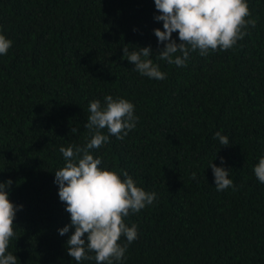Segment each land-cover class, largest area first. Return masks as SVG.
<instances>
[{
  "label": "trees",
  "instance_id": "1",
  "mask_svg": "<svg viewBox=\"0 0 264 264\" xmlns=\"http://www.w3.org/2000/svg\"><path fill=\"white\" fill-rule=\"evenodd\" d=\"M246 2L257 23L242 40L177 67L156 59L154 0H0V34L12 41L0 55V182L13 181L9 199L23 206L7 249L17 264H76L66 248L74 228L58 232L70 214L54 172L61 147L90 140L89 102L107 95L139 119L122 140L101 130L109 140L91 154L157 194L125 218L138 238L120 264H264V184L253 171L264 157V0ZM124 45L151 46L166 78L136 72ZM210 162L234 187L216 190Z\"/></svg>",
  "mask_w": 264,
  "mask_h": 264
},
{
  "label": "clouds",
  "instance_id": "2",
  "mask_svg": "<svg viewBox=\"0 0 264 264\" xmlns=\"http://www.w3.org/2000/svg\"><path fill=\"white\" fill-rule=\"evenodd\" d=\"M160 13L154 16L163 22V30L154 29L158 44H163L155 56L177 67H186L190 52L199 51L207 56L210 51H226L233 48L247 35L246 29L256 26L246 0H154ZM178 33V40L173 38ZM12 41L0 34V55H6ZM123 57L134 65V70L150 79L164 80L166 74L153 62L151 46L137 47L129 51L123 47ZM87 122L84 127L91 136L84 145H69L59 149L64 166L54 172V183L58 185L59 200L66 205L70 224L58 229L64 236L70 228L74 232L66 242L67 254L76 264L84 260H95L96 264H120L126 259L128 245L138 238L137 226L129 227L125 218L130 213H139L157 200L155 192H146L136 186L133 178L123 172V179L116 172L101 168L102 159L94 157L90 150L100 149L109 140V135L124 139L136 127L138 117L134 105L126 99L111 95L89 102ZM107 129L109 135L102 134ZM71 128L70 133H76ZM214 139L228 146L229 138L220 131ZM221 164L224 163L223 157ZM215 188L218 192L234 187L229 170L210 162ZM254 174L264 184V157L254 166ZM193 179L196 173H192ZM11 179L0 182V264H17V257L8 252L10 240L15 236L14 220L22 205H14L9 199ZM127 243L121 244V238ZM92 252L94 256L87 253Z\"/></svg>",
  "mask_w": 264,
  "mask_h": 264
}]
</instances>
